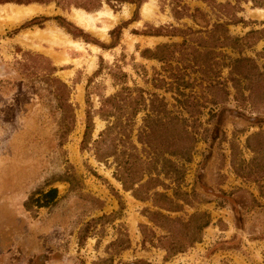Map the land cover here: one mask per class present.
<instances>
[{
    "label": "rangeland",
    "instance_id": "rangeland-1",
    "mask_svg": "<svg viewBox=\"0 0 264 264\" xmlns=\"http://www.w3.org/2000/svg\"><path fill=\"white\" fill-rule=\"evenodd\" d=\"M58 1L0 5V264H264V8L181 0L188 16L177 19L172 0L117 11L103 2L93 12L75 6L93 0ZM195 9L200 23L189 17ZM51 66L72 90L75 127L64 143ZM123 88L167 105L142 199L118 180L114 157H96L108 125L102 101ZM144 117L128 154L147 170L153 155L137 138ZM102 148L112 150L111 140ZM183 148L187 161L169 153ZM165 160L183 169L179 182ZM72 172L74 186L65 182ZM50 189L55 204L28 206ZM203 213L211 223L200 231Z\"/></svg>",
    "mask_w": 264,
    "mask_h": 264
},
{
    "label": "trees",
    "instance_id": "trees-1",
    "mask_svg": "<svg viewBox=\"0 0 264 264\" xmlns=\"http://www.w3.org/2000/svg\"><path fill=\"white\" fill-rule=\"evenodd\" d=\"M251 1L255 7L264 8V0ZM51 2H56L57 4L59 3L58 0H0V5H29L34 3L47 5ZM103 2H106V4H108L114 11H117V6L124 3L136 4L137 9H139L143 3L146 2V0H93L90 4L75 3V6L84 8L88 12H93L101 9ZM171 5V11L175 18L181 19L183 16H188L186 12L187 8L185 5L181 4V0H172ZM198 13L201 15V11L199 9H195L194 14L189 15V17L196 23L199 22L196 17ZM31 25L39 24H36V21H34ZM115 31H113V34H115ZM157 35L161 34L157 33ZM56 71L57 69L54 66H51L50 74L46 77V82L48 84V92L51 99L50 101L56 102L59 109L64 112V120L61 128V139L64 143L69 134L74 130L75 111L72 103L70 102L72 90L65 82L53 76ZM122 75L126 77L125 74ZM135 91H137L138 94L134 96V91L132 89L123 88L120 92L102 101L99 115L107 121L108 125L105 131L101 133L100 140L96 141V157L101 162L108 160L110 157H114L117 164L116 176L118 180L122 182L127 191H133L137 198L142 199V196L140 197V192L146 187V183H143L144 177L146 175L151 176L152 171L157 169L158 158L161 155V145L157 143L161 139V133L163 132L162 127L168 125L164 122V117L167 114L165 111L167 105L164 100L159 98L156 94H152L148 104L147 99L144 97V91L139 88H136ZM140 113H145V117L143 118L142 127L138 129V142L143 146L144 150L148 152L147 156L153 155L150 158L147 157L148 161L145 163V165L149 166L147 170L143 169V166L138 168V166H141L140 164H144L142 158L133 153L128 154L130 149H137L135 145L133 146L132 144V135L134 132L136 118ZM212 117L214 118L215 114H212ZM181 120L182 121H179L178 124L180 129H182L184 139L186 136L188 137L189 132L187 131L186 120ZM92 130L93 117L89 111L87 112V125L82 143L83 150L87 149L88 144L90 143ZM108 140H111L112 142V150L110 151H106L102 148ZM190 152L191 148H183L169 153L171 156H180L187 161L190 159ZM164 162L168 165V168L173 170V175L176 176L175 181L179 182L181 180L179 174H182L183 169L179 168L175 164L171 165V162L167 160ZM152 179L153 178H150V180ZM65 182L74 186L75 183L79 182V180L72 172L66 177ZM181 195L187 194L184 193ZM176 196H178V193ZM57 199V189H50L47 192H36L31 196L28 206L47 208L55 204ZM201 216L205 221L199 226L198 229L200 231L207 228L211 223V218L208 214L203 213ZM196 241L197 238L193 242Z\"/></svg>",
    "mask_w": 264,
    "mask_h": 264
},
{
    "label": "bare ground",
    "instance_id": "bare-ground-1",
    "mask_svg": "<svg viewBox=\"0 0 264 264\" xmlns=\"http://www.w3.org/2000/svg\"><path fill=\"white\" fill-rule=\"evenodd\" d=\"M76 21L79 22V23H85L86 25L88 24L85 17H84V14L83 13H79L77 12L76 14ZM84 25V24H83Z\"/></svg>",
    "mask_w": 264,
    "mask_h": 264
},
{
    "label": "crops",
    "instance_id": "crops-1",
    "mask_svg": "<svg viewBox=\"0 0 264 264\" xmlns=\"http://www.w3.org/2000/svg\"><path fill=\"white\" fill-rule=\"evenodd\" d=\"M32 6H35V7H37V8H40V9H43L44 11H47L49 8H45V7H40V6H37V5H32ZM30 9H32V8H30ZM34 10V9H33ZM49 11V10H48ZM49 54V53H48ZM52 56V55H51ZM55 60H56V62H60L61 63V60L60 59H57V58H55V57H53Z\"/></svg>",
    "mask_w": 264,
    "mask_h": 264
}]
</instances>
